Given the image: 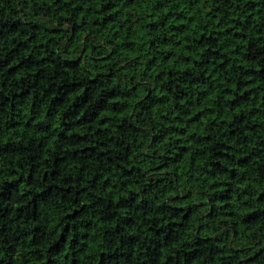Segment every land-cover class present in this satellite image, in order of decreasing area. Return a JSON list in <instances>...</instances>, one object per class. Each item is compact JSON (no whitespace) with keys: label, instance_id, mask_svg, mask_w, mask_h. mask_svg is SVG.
<instances>
[{"label":"trees","instance_id":"trees-1","mask_svg":"<svg viewBox=\"0 0 264 264\" xmlns=\"http://www.w3.org/2000/svg\"><path fill=\"white\" fill-rule=\"evenodd\" d=\"M0 264H264V0H0Z\"/></svg>","mask_w":264,"mask_h":264}]
</instances>
